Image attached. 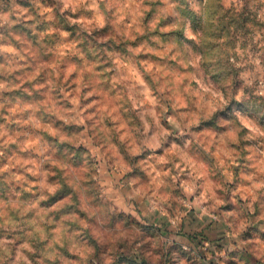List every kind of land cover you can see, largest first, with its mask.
Here are the masks:
<instances>
[{"label": "rangeland", "instance_id": "374dc122", "mask_svg": "<svg viewBox=\"0 0 264 264\" xmlns=\"http://www.w3.org/2000/svg\"><path fill=\"white\" fill-rule=\"evenodd\" d=\"M9 144L0 264H264V0H0Z\"/></svg>", "mask_w": 264, "mask_h": 264}, {"label": "crops", "instance_id": "0c3cea01", "mask_svg": "<svg viewBox=\"0 0 264 264\" xmlns=\"http://www.w3.org/2000/svg\"><path fill=\"white\" fill-rule=\"evenodd\" d=\"M9 49H11V48L9 47ZM20 99H22V98L18 97V96L9 95V114H8V112H5V114L3 115L4 119H9V129H11V130H12V124L11 123H14L15 120L21 121V120L26 118V116L24 114H22L23 111L25 110V108L20 107V105H18L19 107L17 106V104H19V102H20L19 101ZM13 126L17 130L16 132H18L19 135H21L23 137V144H25V142H27L26 141L27 138L25 136H28V134H30L29 130H27L28 125H25L24 123H22V124H20L19 127L17 126V124L16 125L13 124ZM6 149H8V147H4V146L0 147V151L5 152L6 156L4 157V159L7 160V158H8L11 162H19V159L21 158V156H20V154L18 156L17 153H14L10 150V144H9V150H6ZM24 149L29 150L30 149L29 145L27 144ZM14 150L15 149H13V151ZM15 151L18 152L17 150H15ZM134 195L136 196V194H134ZM138 200H140V199H138ZM136 202H138V201H136ZM153 209L154 210H151L150 215L154 216V218L156 220L160 219V223H159L160 225H162L164 221H169V220H167L165 214L159 213L156 208H153Z\"/></svg>", "mask_w": 264, "mask_h": 264}]
</instances>
